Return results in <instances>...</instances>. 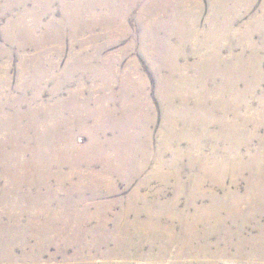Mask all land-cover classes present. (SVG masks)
Returning <instances> with one entry per match:
<instances>
[{
	"label": "rangeland",
	"instance_id": "rangeland-1",
	"mask_svg": "<svg viewBox=\"0 0 264 264\" xmlns=\"http://www.w3.org/2000/svg\"><path fill=\"white\" fill-rule=\"evenodd\" d=\"M179 1L183 3L177 6ZM212 1L43 0L39 5L38 0H33L28 6H22L18 4L21 0H0V76L10 79L8 85L0 83L4 86L0 87V243L3 234L14 227L32 226L37 216H44L45 208L83 212L87 203L91 206L92 203L112 201L108 211L113 212L116 207H124L135 191L138 192L136 196L143 195L149 201L164 203L197 190H207L218 197L247 190V172L245 176L235 178L231 171L219 168L217 162L238 156L247 160L256 148L264 156V148L259 147H264L259 140L264 136V34L258 30L264 29V0ZM11 3L13 5L8 6ZM48 8L51 13L42 18L43 23L36 31L23 29L12 21L13 17H20L29 28L34 23L31 13ZM175 11L176 15L172 17ZM232 18L235 23L230 30L226 23ZM153 19L159 22L156 31L142 38L141 23ZM124 27L126 31L122 32ZM246 28L253 31L246 32ZM168 35L171 40L166 48L155 45ZM150 39L157 40L154 47L147 50V44L143 47V43ZM26 55L33 63L29 68L31 73L26 65L22 70L20 67V60ZM165 55H170L171 61ZM35 56L40 57L35 59ZM231 65L237 66L235 73L223 81L224 70ZM49 68H53L51 75L56 81L49 78ZM202 73L209 78H218L217 82L209 79V84L203 85ZM111 76L115 81H111ZM171 76L182 86L187 84L182 77L199 82L206 94L224 82L216 92L209 93L206 102L209 109L216 105L217 108L210 112L214 117L209 118L210 113L168 114V97L162 94V89L171 91L167 81ZM109 79L110 89L107 86ZM231 83L233 88H228ZM76 91L80 109L77 114L71 112L75 105L72 94ZM109 91L114 92L112 98H109ZM6 98H15L19 103H6ZM143 100V114H121L128 110V101ZM145 100H148L147 105ZM43 107H51L50 112L56 109L59 114H45ZM35 108L39 114L28 112ZM24 111L26 114L18 121L16 113L23 114ZM83 114L90 117L84 120ZM35 116L39 120L47 116L50 123L33 128L27 123ZM102 120L108 125L122 123V126L119 130L98 132L94 126ZM223 122L235 125V131ZM243 124L250 135L247 149L239 142ZM57 141L73 148H60ZM55 149L59 150L54 159ZM76 150L80 158L78 163L72 161L77 155ZM37 151L41 153L40 158L35 154ZM92 154L94 161L90 163ZM61 160L69 162L62 169ZM105 172H111L105 176L114 186L112 192L104 187L103 195L95 197L91 189H76V185L88 186L90 183L88 177L82 175ZM59 173L65 174L61 178L65 184L63 189L58 188L56 181ZM71 186L73 190H70ZM164 204L172 209L188 205L185 197H181L179 203ZM201 205L209 206V198ZM138 206H143L142 201ZM40 222L44 220L35 223ZM25 238L24 232L4 236L5 244L3 247L0 244V264H7L4 259L13 253L16 257H30L29 264H63V256L54 255L56 244L45 246L42 244L45 240L40 238V243V239L36 241L29 237L26 245L18 247ZM36 244L45 246L40 254L36 252ZM8 246L14 247L13 253ZM247 249L232 250L211 260L215 264H264V247ZM72 253L70 248L69 254ZM137 253L107 258L92 255L88 264L157 263L152 257L147 259ZM38 256L39 261L36 260ZM175 258L171 255L169 262L166 259L162 263L172 264ZM72 261L69 263L77 262L76 259ZM208 263L209 260L192 261V258L181 261V264Z\"/></svg>",
	"mask_w": 264,
	"mask_h": 264
},
{
	"label": "bare ground",
	"instance_id": "bare-ground-1",
	"mask_svg": "<svg viewBox=\"0 0 264 264\" xmlns=\"http://www.w3.org/2000/svg\"><path fill=\"white\" fill-rule=\"evenodd\" d=\"M31 1L33 0H21V2H19L18 4L22 6H28ZM38 2L39 3L37 4L41 5L43 0H38ZM119 2L127 3V0H119ZM182 3L183 1L177 2V6H180ZM12 5L13 4L11 3L8 6H12ZM111 6L112 5H110V7ZM119 7H120V4H119ZM50 10L51 8H48L45 11H39L38 13H31V17L34 23L29 28L25 27V22L23 21V19H20V17H17L15 19L13 17L12 21L18 23L23 29H27V30L29 29V30L36 31L40 27V24L43 23L42 18H44L45 16L51 13ZM175 15H176V11L172 14V17H175ZM233 18L229 20L228 22L226 21L227 28H229L230 30L233 28V22H234ZM158 25H159V22H156L155 19L149 20L148 22H145V23H141L140 28H141L142 38H145V35L147 34H150V35L154 34ZM111 27L113 28V26ZM178 29H181V28H178ZM258 30L260 31L261 34L262 33L264 34L263 28H258ZM125 31H126V28L124 27L122 32H125ZM245 31L251 32L253 31V29L246 28ZM183 34H184V31H183ZM169 36L170 35H168L165 39H159L160 41L156 42L155 45L162 46L163 48L166 45H169V42L171 40ZM184 37L186 38V36ZM155 40L157 39H150L149 42L143 43V47H146L145 44H147L146 49L147 50L149 48L151 49L152 47H154L153 44ZM170 51L173 52V49L171 47H170ZM40 56L42 58V55ZM166 56H169L170 57L169 61H171L172 57L170 55H165V57ZM36 57L38 56H35V59ZM30 58L31 57L29 55H26V56H23V58L20 60L21 70L26 65L29 73H31V70L29 68L33 64ZM218 63L219 62L217 61V65ZM1 68H0V71H1ZM4 68L7 69L6 67ZM35 68H38V67H35ZM236 68H237L236 65H233V66L231 65V67L224 70L225 71L223 74L224 79L223 78L221 79L224 81L227 76H229L236 70ZM172 69H173V72H176L173 67ZM52 70L53 68L48 69V75L50 76L49 78L55 80L56 77L51 75ZM241 71L243 72V70ZM105 75L106 74L104 73V76ZM214 75L216 74L214 73ZM110 79L111 81H115V79L112 76ZM110 79H109L110 84L107 85L109 89L112 86ZM209 79H212L215 82H217L218 80V78L216 77L209 78V76L206 75L205 73L204 74L202 73L200 75V80L203 85L209 84ZM61 80L63 81V78ZM181 80L187 84L185 86H182L176 81H173L172 76H171L169 77V79H167V81H169L168 86L171 89V91L168 89H162V94L167 95L168 97L166 99V104L169 106L167 107L168 114L174 113V112H175L174 114H209L211 111L213 112V109L217 108L216 105L213 106V108H210V109L207 108L206 102L208 101L210 94L220 89L223 86L224 82L221 81V86L212 87L209 90L210 94L208 92L206 94L204 91H202V87L199 86V82L192 81L191 79L187 77H182ZM9 82H10L9 78H7L6 76H0V83H4L8 85ZM232 83L236 84V81H233ZM232 83L228 84V88H233ZM0 87H4V86H0ZM193 88H198L200 91L192 90ZM60 90H61V87H60ZM160 91H158V93ZM80 93H82V91ZM110 94H109V98H112L114 92L113 93L110 92ZM77 95H78L77 91L76 93L72 94V99L75 102V105L72 107L71 112H75V114H77V112L80 110L79 107L77 106L78 104ZM164 97L166 98V96ZM34 98L32 100H34ZM14 99L13 100L7 99L6 103L17 102ZM176 101H178L179 104H177ZM56 103H54L53 105H55ZM147 103H148V100H145L146 105ZM8 107H11V106L8 105ZM143 107H144V100L140 102L128 101V105H127L128 110L123 111L121 114H143V111H144ZM43 108L45 109V114H48L50 112L49 109L51 107L50 108L43 107ZM28 112H30V114L40 113L38 112L36 108L34 110L29 109ZM42 112L44 113V111ZM25 114H26L25 111L23 114H19L17 112L16 113L17 120L19 121ZM50 114H59V113H58V110L53 109L50 112ZM89 117L90 115L83 114L84 120H87ZM212 117H214V113L209 114V118H212ZM4 119H1V120L3 121ZM49 123H50L49 118L47 116L45 117L44 120H39L38 116H35L33 117V119L31 118V120L27 124L29 126H33L34 128V125H47ZM194 123L196 122H193V124ZM223 123L228 129H230L231 131H235V125L227 123V122H223ZM121 126H122V123H113V124L108 125L104 120H102L94 126V129H96L98 132H106L107 130H119ZM4 127L6 128V126ZM9 127H13V125ZM245 127L246 125L243 124L242 132L241 134H239V142L244 143L242 147L244 149H247L248 148L247 142L249 141L250 135L246 131ZM44 137H46V135H44ZM259 140H261V142L264 144V136H261ZM57 144L58 146H60V148H65L68 150L73 148V146L68 147V146H65L64 144H59L58 141H57ZM259 147L264 148L262 145H260ZM58 150L59 149H55V156L53 157L54 159L57 156ZM76 152H77V155L75 156L74 159H72L74 163H78L80 159L78 150H76ZM252 152H255V153L251 155L249 159L247 160L238 156L237 159H224L222 161L217 162V166L219 168H221L222 170L231 171V173L233 174V177L235 178L240 177V176H245V173L246 172L248 173V175L245 177L248 178L249 187L247 188L245 192H239V191L229 192L228 194L222 197H218V196L209 194V191L207 190H197L195 192H189V193H186L180 196V198L181 197L186 198V203H188L187 207H181V208L179 207V208H174V209L169 208V206L165 205L164 203L165 202L166 203H179L180 198H176L173 200H167V201H164V203L159 202V201H149L146 196H143V195L136 196V194L138 193L137 191L133 192V194L131 195L130 199L128 200L127 204L124 207H121V208L116 207L113 212L108 211L109 206H111L113 203L112 201H104L98 204L92 203L91 206H90V203H87L85 206V208L87 209L83 210V212H79L78 210H71V209L66 210V208H61V210H57V209L48 210L47 208H45V211L42 212V216L43 215L44 216L43 217L37 216L32 226H23V227L16 226L13 229H11L9 232L3 234L0 244L2 247L4 246L5 244L4 236L15 234L17 232H24L26 233V238L18 244V247L26 245L29 237H31L32 239H36V241L41 238L45 240V242L43 241L44 243H42V240L40 239L41 240L40 243L44 244L45 246L47 244L57 245V251L56 253H54V255L61 254L63 256V264H68L69 262H73L72 259L77 260L76 264H88V260L94 255H100L103 258H107L109 256L125 257L134 252H138L137 255L142 256L147 259L152 257L153 261L157 262L156 264H164L162 262L163 260H166V259L169 262V258L171 255L176 257L174 261L171 260L172 264H175V262H178L179 264H181L182 259H185V258H192V261L209 260L208 264H215V262H212L211 260L213 257L227 255L232 250L240 252L245 249L248 250L247 248L248 247L251 248V246H253L254 250L260 249L264 247V156L261 154V151L259 148L254 149ZM35 154L38 158L41 157L40 152L37 151ZM93 157H94V154L91 155V158L89 160L90 163L94 161ZM84 161L87 162L85 158H84ZM64 164H69V162L67 160H64V161L61 160V165H60L61 169L64 167ZM106 174H111V172H105L100 175H94V174H89V173L84 174L81 177H88L89 182H90L89 185L88 186L76 185V189L77 188L91 189L93 190L92 194L95 197H101L103 195L104 187L108 192H112L114 190V186L109 183L108 179L105 176ZM64 176L65 174L63 173H59V175H57L56 181L57 183H59L58 188L63 189V186L65 184L62 183L61 178ZM127 183L130 184L129 181H127ZM73 189H74L73 186H71L70 190H73ZM206 198H209V206L201 205V203L205 202ZM139 201H142L143 206L141 207L138 206ZM42 219L44 220L43 223L41 222L39 224L35 223ZM39 244L38 245L36 244V246H38V249L36 250V252L40 254L43 251L45 246L39 247ZM104 246L106 247L105 250L102 249ZM13 248H14L13 246H8L9 251L12 253L14 251ZM70 248H72L73 250L72 254H69ZM249 251L251 250L249 249ZM39 257L40 256L36 258L37 261L40 260ZM29 258L30 257H26L23 255L21 257H16L13 253L9 255L7 258H5L4 261L7 264H29L27 262Z\"/></svg>",
	"mask_w": 264,
	"mask_h": 264
}]
</instances>
